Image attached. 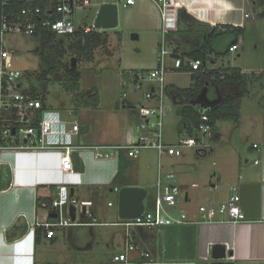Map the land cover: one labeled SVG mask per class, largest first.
Here are the masks:
<instances>
[{
    "label": "crops",
    "instance_id": "obj_1",
    "mask_svg": "<svg viewBox=\"0 0 264 264\" xmlns=\"http://www.w3.org/2000/svg\"><path fill=\"white\" fill-rule=\"evenodd\" d=\"M116 1L96 0L94 15L102 3L115 4ZM124 2L121 0L117 5V12L118 7L126 10L123 19L127 23H135L138 32L134 35L136 38L132 36V39L137 40L144 35V54L151 55V59L146 62L142 57L133 58L131 54L124 57L123 69L118 74V84L123 92L125 85L134 81L136 74L157 64L158 49L163 38L169 48L176 46L180 55L187 59L188 54L197 49L200 43L192 36L196 27L208 26L212 30L217 25H231L241 30L242 39L238 43L236 34L231 33L234 37L223 54L216 48L219 39L213 40L212 53L207 54L202 65L206 72L227 68L240 71L242 77L239 82L225 83L217 88L223 93L218 102L239 96V119L236 122H217L216 144L210 161L195 163L187 153L182 159L170 162L167 169L163 170L174 174V182L181 191L175 204L178 211L173 214L184 211L188 219L195 223L152 229L135 227L130 230L134 245L140 252L150 254L151 261L142 258L139 252H131L128 254V264H210L211 248L216 244L225 246L226 251L232 253L227 261L234 264H264V124L259 118L260 107L264 104L263 101L261 104V101L245 100L249 95L248 88L243 85V77L248 71L225 66L221 62L226 54L239 50L244 52V35L246 29L249 30L250 19L247 0H169L165 9L156 0H135V3L126 7L121 5ZM102 32H105L107 42L94 52L104 47L108 52L111 50L106 31ZM233 44H239L234 51L230 50ZM113 51L102 56L112 55ZM94 57L85 62L94 61ZM167 63L169 71L164 81V101L174 107L179 117L176 130L180 137H184L185 133L180 132V129L190 124L188 115L184 116V110L187 112V108H190L196 112L199 108L196 101L198 92L202 87L212 88L215 83L213 78L206 81L191 96L190 90L195 86L196 76L190 75L189 87H180L172 77L176 72L171 68V58H167ZM255 72L251 71L250 74L254 76ZM159 87L158 83H151L147 92H156ZM95 88L93 86L90 89L91 93H82L95 95L97 102L89 103L92 107H82L77 120H71L79 125V133L73 138L74 144L118 146L136 139L141 132L136 128L138 120L135 109L131 108L143 103L155 105L156 101L147 102L143 98V102L138 100L134 103L126 96L122 98L126 106L121 107L117 99L112 105L103 106L102 94ZM222 125H226L228 133L222 132ZM208 151L207 148L206 154H202L200 159L207 158ZM132 161L124 153L117 160L97 161L90 151L84 150L73 154L75 174L69 175L59 170V161L54 152H0V264H123L113 260L114 256L124 251L125 230H120L118 227L121 226L116 225L120 219L118 198L115 204L111 198L116 193L112 182L119 166L125 164L127 167L122 175L125 185L117 187L137 186L146 189L127 169L130 164L133 165ZM75 163L82 164L81 171L75 169ZM61 182L70 184L68 188L72 197L79 202L89 201L91 206L74 207V220L80 225L55 228L52 237L47 236L46 229V233L43 230L35 237V229L39 227L31 231V226L41 222L45 214L43 209L37 208V199L55 200ZM235 193L239 196V207L245 222L236 225L200 223L202 218L198 207L216 206ZM67 212L68 208H63L62 215L65 216ZM23 224L26 225L24 233L15 231L7 236L12 226ZM112 250L109 258H95L98 255L104 257L106 252ZM89 254L91 259L86 260Z\"/></svg>",
    "mask_w": 264,
    "mask_h": 264
},
{
    "label": "built area",
    "instance_id": "obj_2",
    "mask_svg": "<svg viewBox=\"0 0 264 264\" xmlns=\"http://www.w3.org/2000/svg\"><path fill=\"white\" fill-rule=\"evenodd\" d=\"M96 0H0V152H54L58 158L59 170L63 174H75L72 163L73 154L84 150L90 151L97 161L108 159L117 160L120 154L129 159L138 158L140 151L152 149L158 153V172L154 185L155 198L153 210L144 209L142 214L132 219H120L117 226L125 230L124 251L113 257L114 261L128 264V254L139 252L140 256L151 261L148 253L140 252L134 245L130 230L135 227L148 229L184 226L195 223L188 219L184 211L172 214L171 209L181 196L178 185L174 182L172 172L162 170V156L169 158L181 157L183 149H193L197 155L206 154V148L200 137L210 136L213 127L205 113H201L195 136L180 137L176 144L170 145L164 139V119L172 109L165 103L164 81L169 66L167 58H171V68L175 72L196 74L202 65L200 60L181 58L177 47L169 48L163 38L158 49L156 66L147 71L136 74L133 81L136 87L143 82L158 83L159 90L147 92L145 101L155 100L156 104L136 106L135 114L138 120L136 125L140 135L126 145L118 146H76L73 138L79 133L76 121H66L61 114L45 106L36 92L23 87L21 79L23 73L10 67L9 55L2 50V40L8 34H25L40 39L45 34L53 37L65 36L76 38V35H89L102 32L94 26L96 15L91 21L85 20L83 14L93 8ZM103 1V0H101ZM161 8L165 9L169 0H156ZM121 0L115 2L120 4ZM135 3V0H125L121 5L126 7ZM103 4V3H102ZM20 5V7H19ZM81 14V16L79 15ZM248 17V15H245ZM242 41L239 38L238 43ZM239 44H233L230 50L234 51ZM125 93L122 98H125ZM126 106L121 102V107ZM174 110V107H173ZM199 135V136H198ZM204 147V146H203ZM255 147V145H254ZM69 185L61 182L57 187V198L50 207L42 203L45 211L41 222L32 224L31 231L37 227L48 229L47 236H53V229L80 225L72 220L69 207H89L91 202L81 201L70 195ZM118 193V187L113 188ZM63 208H68L65 216ZM200 223L240 224L245 222V216L239 207V196L235 193L225 202L216 206H200ZM55 214V218L52 215Z\"/></svg>",
    "mask_w": 264,
    "mask_h": 264
},
{
    "label": "rangeland",
    "instance_id": "obj_3",
    "mask_svg": "<svg viewBox=\"0 0 264 264\" xmlns=\"http://www.w3.org/2000/svg\"><path fill=\"white\" fill-rule=\"evenodd\" d=\"M125 13V9L118 7V25L116 28L106 30L109 40V48L114 50L113 54L102 56L103 54L109 53L111 50L108 52L106 47L98 49L93 54L96 57L93 58L94 61L92 62H85L87 58L80 53L82 47V41L80 38L68 39L65 36L56 37L52 41V45L54 48H57V52L63 51L64 53L63 58L58 59L60 62L59 64L62 66L59 68L58 72L49 74L47 77H43L42 72L50 63L46 58V55L43 53V42L39 37L20 33L5 35L2 40V50L6 51L9 55L10 67L23 73L21 79L23 87L36 92L47 108L58 111L66 121H71L73 119L77 120V116L81 111L83 104L76 102L72 93L65 90L63 86V77L65 73L72 76L76 74L80 75V91L83 93H91L90 89L95 86V89H97L96 91H99L102 94L101 104L103 106L112 105V103H114L113 101L116 99L117 103L121 104L123 99L120 96L123 93H125L130 101L136 103L138 100H143L144 93L148 91L151 83L143 82L141 87L137 88L132 80L130 84L125 85L123 92V88L118 84V74L123 69V59L125 56L127 57L131 54L133 58L142 57L143 60L145 59L146 62H149L151 55L144 54V49L146 48L144 44V35H141L140 39H132V36L137 35L138 32L135 29V23L131 24L125 22L123 19ZM94 14L95 8L91 7L83 14V16L85 17V20L91 21L94 18ZM247 14L250 19L248 20L249 30L246 29L244 35V52L242 53V50H239L235 53L226 54L221 62L225 66L230 65L248 71L249 73L243 77V85L248 88L247 94L249 95L245 97V100H254V102L261 101V104L263 101L264 104V0H247ZM79 15L81 16V14ZM233 37L234 35L231 33L221 35L218 37L219 40L216 43V48L223 54L227 50L230 40ZM238 55L240 56L238 57ZM72 59L75 60L74 67H71ZM154 67L147 68L144 71ZM251 71H256V74L252 76L250 74ZM172 77L175 79V83L178 86L189 87V83L191 82L190 74L176 72ZM217 88L218 86L212 84V88L202 87L200 89V92H198V96L196 97L197 106H199L198 109L207 108L209 105L216 104L222 99L223 93ZM91 101L92 99L87 102L91 103ZM143 104L149 106L148 103ZM167 104L171 106L172 109L164 119V139L166 142H169L170 145H173L176 144L180 138L176 130L179 123V117L175 114L173 106L168 102ZM138 105L139 104H136V106ZM88 106L92 107V105ZM260 109L262 113L260 112L259 118L263 120L264 124V106L260 107ZM244 110H246V108H244ZM218 126L220 125L218 124ZM222 130V132L225 133L229 132L226 125H222ZM199 138L204 146L201 147L206 148V150L207 148L209 149V153L207 152V158L200 159L202 154L197 155L193 149L185 148L183 149L181 157L169 158L167 156H162V170H165V168L167 169L170 162L182 159L187 153L192 156L190 160H193L195 163L210 161V156H212L211 154L214 152L213 148L216 144L217 135L216 133H213L210 136H199ZM132 163L133 165L130 164V166H132H128L127 169L133 177L136 179L138 178L139 182L147 190L148 195L144 200L145 209L153 210V200L155 198L154 185L156 183L158 172V153L152 149L142 150L139 153L138 159L133 160ZM111 198L115 204L117 200L116 193H114ZM113 209H115V206ZM176 211H178V207L175 205L174 209H171L170 212L173 214ZM118 228H120V230L123 229V227ZM133 229L134 228H131V230ZM112 253L113 250L106 252L104 257L98 255L95 258L99 257V260H102L103 258L106 259L109 258ZM93 254L94 253H92V255ZM90 256L91 254L87 256L86 260L91 259Z\"/></svg>",
    "mask_w": 264,
    "mask_h": 264
},
{
    "label": "trees",
    "instance_id": "obj_4",
    "mask_svg": "<svg viewBox=\"0 0 264 264\" xmlns=\"http://www.w3.org/2000/svg\"><path fill=\"white\" fill-rule=\"evenodd\" d=\"M20 7V5H19ZM195 33L192 34L193 38H197L199 40V45L197 49L193 50L188 54V59L193 60H200L203 63L206 61L207 54L212 53L211 49V42L218 37H220L223 34L227 33H233L236 34V36L241 38V30L237 27L231 26V25H217L210 30L208 26L203 28H194ZM76 38H80L82 41V47L80 50V53L87 58V61H90L93 57L94 50L102 47L106 44L107 38L105 37V32H94L89 35H76ZM83 39V40H82ZM43 42V53L46 55V58L49 61V66L45 67L44 71L42 72L43 77H47L49 74H52L54 72H58L59 68L62 66L60 65L58 59L63 58V51L57 52L54 46L52 45V41L54 40L53 37L47 36L46 34L42 36L41 38ZM178 52V51H177ZM181 56V55H180ZM181 58H184L181 56ZM200 70L193 74L192 76L195 77V86L191 91V96H194L197 91L200 88L201 84H204L206 81H210L212 78L213 82L216 86L220 87L221 85L225 83H231V82H239L241 80L240 71L235 68H227V69H219L212 72H206L202 67ZM64 81L63 86L66 91H69L72 93L74 99L76 102H80V104H83L82 107H86L89 105L87 102L88 100L92 99L91 103H96L97 98L95 95L93 96H87L83 94L80 91V84L79 79L80 75L76 74L74 76L69 75L67 73L64 74ZM186 94V90L183 91ZM239 105H240V98L239 96H234L230 98H226L225 100L218 102L211 108L206 109H198L196 112L191 111L190 108H187V112L184 110V116L188 115L190 124L187 127H183L180 129V132L185 133V136H197L195 129L198 125V119L201 113H205L210 121V124L213 127L212 134L216 131V124L218 121H233L236 122L239 119ZM199 141V138L196 137ZM122 156H120L119 159H121ZM126 165L123 164L119 166L118 172L113 179L112 186H123L125 185V181H123V172L126 169ZM75 169L82 170V164L79 163L76 165L75 163ZM53 200H47L44 199H37V208H41L42 203H45L47 207H50ZM26 230V225H20V226H12L10 230L7 232V236L10 235L11 232L19 231L21 234L24 233ZM46 233V229L39 227L35 229L36 235L35 237H38V235L41 232Z\"/></svg>",
    "mask_w": 264,
    "mask_h": 264
},
{
    "label": "water",
    "instance_id": "obj_5",
    "mask_svg": "<svg viewBox=\"0 0 264 264\" xmlns=\"http://www.w3.org/2000/svg\"><path fill=\"white\" fill-rule=\"evenodd\" d=\"M117 5L114 3H103L99 6L94 26L98 30L106 31L117 26ZM136 38V36H134ZM75 66V60L72 59L71 67ZM147 197V190L137 186L121 187L117 193L118 198V216L119 219H132L142 214L145 209L144 200ZM74 207H69V213L74 220ZM55 214L52 217L55 218ZM232 256L230 251H226L225 246L216 244L211 248L210 264H234L227 261Z\"/></svg>",
    "mask_w": 264,
    "mask_h": 264
}]
</instances>
